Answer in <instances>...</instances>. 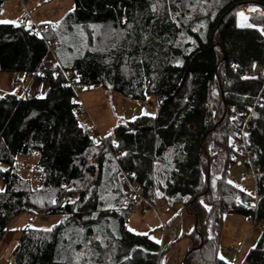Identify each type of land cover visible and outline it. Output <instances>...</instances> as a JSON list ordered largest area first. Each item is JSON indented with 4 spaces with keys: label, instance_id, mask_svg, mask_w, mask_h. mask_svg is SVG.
Returning <instances> with one entry per match:
<instances>
[{
    "label": "trees",
    "instance_id": "trees-1",
    "mask_svg": "<svg viewBox=\"0 0 264 264\" xmlns=\"http://www.w3.org/2000/svg\"><path fill=\"white\" fill-rule=\"evenodd\" d=\"M247 5L258 9L241 27ZM47 25L78 86L153 99L158 110L117 126L107 145L84 133L78 91L62 73L36 80L48 86L42 97L0 95V244L25 213L62 217L52 231L24 229L9 264H161L160 244L127 231L121 168L152 203L195 217L186 264H228L219 252L223 215L264 226V0H75ZM26 29L0 24V73L38 71L47 45ZM34 153L27 173L20 161ZM236 164L255 182L257 210L247 207V187L229 183ZM260 233L248 264H264Z\"/></svg>",
    "mask_w": 264,
    "mask_h": 264
},
{
    "label": "rangeland",
    "instance_id": "rangeland-1",
    "mask_svg": "<svg viewBox=\"0 0 264 264\" xmlns=\"http://www.w3.org/2000/svg\"><path fill=\"white\" fill-rule=\"evenodd\" d=\"M75 8V0H8L0 10V21H10L16 24L18 20L27 18L28 26L36 22L39 25L50 24L57 26L62 19ZM255 6H244L239 15V26L247 27L249 14ZM246 17L247 19H245ZM264 32V28L262 29ZM17 74L0 73V95L18 94L23 87L16 84ZM24 83H22V86ZM26 88L28 83L24 85ZM37 84L32 90L37 91ZM78 101L81 105L80 120L84 127L93 130V134L107 139L115 128L127 122H134L147 112V105H151V112L157 113L156 103L153 99L146 102L132 100L117 92L105 90L100 86H78ZM240 157L239 154L235 155ZM39 155L34 153L29 158H22L21 163L28 161V168L25 172L30 173L37 165ZM235 163L238 158H235ZM241 160V158H239ZM4 166L0 164V168ZM238 164L233 165L229 173V181H237L236 187L245 189L249 195L255 193L254 183L249 174ZM5 189L4 183L0 180V191ZM62 217L59 215L37 216L25 213L13 220L9 226L5 238L0 244V264H9L12 254L18 244L21 233L26 228L50 229L59 224ZM178 223V239L171 242L169 238L163 241L162 226L168 225V231L172 225ZM196 227V219L189 214L182 205L169 208L164 201L155 202L151 205L148 202H140L137 209L131 213L126 228L132 234L149 235L150 238L162 245L164 255L161 264H186V257L193 244L192 234ZM258 224H253L241 214H224L221 226L219 241L220 257H223L228 264H248L245 256L249 250L256 245L260 237Z\"/></svg>",
    "mask_w": 264,
    "mask_h": 264
},
{
    "label": "built area",
    "instance_id": "built-area-1",
    "mask_svg": "<svg viewBox=\"0 0 264 264\" xmlns=\"http://www.w3.org/2000/svg\"><path fill=\"white\" fill-rule=\"evenodd\" d=\"M28 17H31V15H29ZM27 18L24 20H18L16 24H13V27L14 28L30 27L32 35L39 37L40 39H42L46 43L47 53L45 55L44 60L42 61L41 65H40L38 71L35 73L34 76L31 77V80L28 83V86L26 88L22 89L21 97L25 100L26 99L31 100L35 95V92L32 90V88L34 87L36 80H38L40 77H44V75L46 73H55L56 75H58V73H62L64 76L62 79L63 85H68V86L72 87L77 92L78 91V85H77V82L74 78L73 72L66 71L63 68V66H62V64H61V62L57 56V52L59 50V44L57 42L49 39V37H48V31L50 30V27L47 24L39 25L36 22H33L32 25L28 26ZM150 109H151V106L148 104L147 105L148 114L154 115L155 113H152ZM80 110H81V108H80ZM84 133L87 135H94L93 130L89 127H84ZM98 137L101 138L102 141L107 144V139H105L101 136H98ZM235 158H238V157L235 156ZM254 163H255V157H253L252 155L249 154L247 157L246 164H248L250 167V171H251V175H252L253 179H255V165H254ZM24 167H25V169L28 168V162L27 161L24 163ZM245 175H247V174H245ZM120 179L122 180L124 187H125V190L127 192V201H126V205H125V209L127 212H129V213L134 212L137 209V207L139 206L140 202H148L151 205L154 204L149 199H147L145 196H143V193H142L143 186L141 183H139L138 181H136L134 179V174L132 172L124 170L121 168ZM235 184H236V181H235ZM254 184H255V182H254ZM259 200H260V197L258 196V194L255 191V193L251 197V200L247 202V207L249 209L257 210ZM251 223H253L254 225L256 224L254 221L253 222L251 221ZM168 227L169 226L165 225V224H163V226H162L163 241L166 238H169V240L171 242L176 241L178 239V233L177 232H178L179 224L178 223L173 224L172 228L169 231H168ZM260 229L261 230L264 229V226H261ZM163 241H162V245H163ZM162 245H161V248H162Z\"/></svg>",
    "mask_w": 264,
    "mask_h": 264
},
{
    "label": "crops",
    "instance_id": "crops-1",
    "mask_svg": "<svg viewBox=\"0 0 264 264\" xmlns=\"http://www.w3.org/2000/svg\"><path fill=\"white\" fill-rule=\"evenodd\" d=\"M17 76V80L16 81H19L16 85L20 88V87H23V88H20V89H24V85L29 83L30 80H31V77H26L24 74H17L15 75ZM22 83H24V85L22 86ZM37 91H36V94L34 96H37V97H42L46 94V92L48 91V86L46 83H43V82H37ZM21 91V90H20ZM17 94H21L22 92H20ZM9 94V93H7Z\"/></svg>",
    "mask_w": 264,
    "mask_h": 264
},
{
    "label": "snow or ice",
    "instance_id": "snow-or-ice-1",
    "mask_svg": "<svg viewBox=\"0 0 264 264\" xmlns=\"http://www.w3.org/2000/svg\"><path fill=\"white\" fill-rule=\"evenodd\" d=\"M252 11H256V9H252ZM241 17L244 16L243 13H240ZM245 19H247L246 17H244ZM0 23H11L10 21H0ZM250 26V25H249ZM229 183H231V181H229ZM45 231H52V229H46ZM221 259H224L223 257H221Z\"/></svg>",
    "mask_w": 264,
    "mask_h": 264
},
{
    "label": "water",
    "instance_id": "water-1",
    "mask_svg": "<svg viewBox=\"0 0 264 264\" xmlns=\"http://www.w3.org/2000/svg\"><path fill=\"white\" fill-rule=\"evenodd\" d=\"M26 30L29 32V31H31V28L30 27H27ZM196 224H197V221H196Z\"/></svg>",
    "mask_w": 264,
    "mask_h": 264
}]
</instances>
